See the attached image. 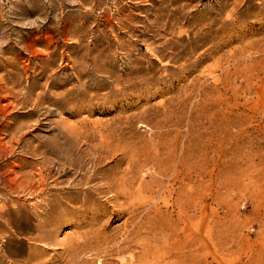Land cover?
Listing matches in <instances>:
<instances>
[{"label":"rangeland","instance_id":"1","mask_svg":"<svg viewBox=\"0 0 264 264\" xmlns=\"http://www.w3.org/2000/svg\"><path fill=\"white\" fill-rule=\"evenodd\" d=\"M0 264H264V0H0Z\"/></svg>","mask_w":264,"mask_h":264}]
</instances>
